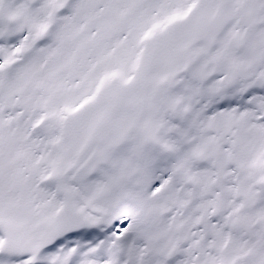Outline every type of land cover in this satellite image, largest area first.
Wrapping results in <instances>:
<instances>
[{
  "label": "snow or ice",
  "instance_id": "obj_1",
  "mask_svg": "<svg viewBox=\"0 0 264 264\" xmlns=\"http://www.w3.org/2000/svg\"><path fill=\"white\" fill-rule=\"evenodd\" d=\"M0 264H264V0H0Z\"/></svg>",
  "mask_w": 264,
  "mask_h": 264
}]
</instances>
